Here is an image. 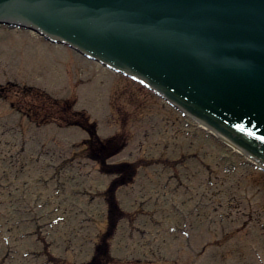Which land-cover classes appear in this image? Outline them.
Returning <instances> with one entry per match:
<instances>
[{"label":"rangeland","instance_id":"rangeland-1","mask_svg":"<svg viewBox=\"0 0 264 264\" xmlns=\"http://www.w3.org/2000/svg\"><path fill=\"white\" fill-rule=\"evenodd\" d=\"M10 82L83 112L101 139L125 143L106 161L136 172L117 191L123 215L109 264H264V172L130 79L4 27L0 264H50L46 253L60 264L89 261L108 227L104 192L115 178L86 156L84 131L38 127L17 112L11 88L3 92Z\"/></svg>","mask_w":264,"mask_h":264},{"label":"water","instance_id":"water-1","mask_svg":"<svg viewBox=\"0 0 264 264\" xmlns=\"http://www.w3.org/2000/svg\"><path fill=\"white\" fill-rule=\"evenodd\" d=\"M0 25L138 80L264 165V0H0Z\"/></svg>","mask_w":264,"mask_h":264},{"label":"trees","instance_id":"trees-1","mask_svg":"<svg viewBox=\"0 0 264 264\" xmlns=\"http://www.w3.org/2000/svg\"><path fill=\"white\" fill-rule=\"evenodd\" d=\"M17 94L25 99V96H28L31 99L34 98L37 101L38 99H42L40 105L35 103L34 105L26 106L27 114L32 116L33 121L37 125L55 122L61 126L79 127L87 133L88 138L83 141L86 156L99 164L101 172L117 175V178L111 183L110 189L107 192L110 209L113 213V210L115 209L113 194L117 188L124 185L127 181L131 182L133 180L135 166L131 164H128V166H108L106 165V160L117 154L125 146V143L123 141L119 142V139L115 137L107 140L99 139L96 134V125L93 122H90L83 112L72 111L71 107L66 105V103L49 99L47 95L40 91L29 88H20L17 91ZM120 173L123 174L119 175ZM113 220L114 219H111L108 231L104 236V241L114 232ZM108 262L109 255L107 252V246L102 243V245L96 247L95 257L89 264H107Z\"/></svg>","mask_w":264,"mask_h":264},{"label":"bare ground","instance_id":"bare-ground-1","mask_svg":"<svg viewBox=\"0 0 264 264\" xmlns=\"http://www.w3.org/2000/svg\"><path fill=\"white\" fill-rule=\"evenodd\" d=\"M215 136H216L219 140H221V138H220L219 136H217L216 134H215ZM225 142H226V141H225ZM232 148H233L235 151L240 152L239 150H237V149L234 148L233 146H232Z\"/></svg>","mask_w":264,"mask_h":264}]
</instances>
